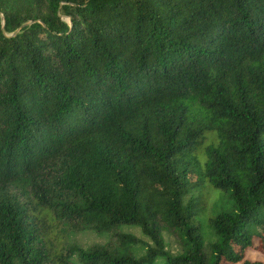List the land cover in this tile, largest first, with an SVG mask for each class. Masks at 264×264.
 <instances>
[{"label": "trees", "instance_id": "16d2710c", "mask_svg": "<svg viewBox=\"0 0 264 264\" xmlns=\"http://www.w3.org/2000/svg\"><path fill=\"white\" fill-rule=\"evenodd\" d=\"M0 264H264V0H0Z\"/></svg>", "mask_w": 264, "mask_h": 264}, {"label": "rangeland", "instance_id": "374dc122", "mask_svg": "<svg viewBox=\"0 0 264 264\" xmlns=\"http://www.w3.org/2000/svg\"><path fill=\"white\" fill-rule=\"evenodd\" d=\"M122 230L140 236V232L137 228H122ZM70 237L72 241L78 243L79 245L85 246V248L86 246H89L91 244L102 243L106 240L104 236H99L95 232L90 230H85L76 234H72L71 236H69V238ZM164 239L166 243L165 247L172 255L179 253V249L178 247H176L177 245L175 244L172 237L164 233ZM247 255L252 259L257 258L251 251L247 252Z\"/></svg>", "mask_w": 264, "mask_h": 264}, {"label": "water", "instance_id": "95a60500", "mask_svg": "<svg viewBox=\"0 0 264 264\" xmlns=\"http://www.w3.org/2000/svg\"><path fill=\"white\" fill-rule=\"evenodd\" d=\"M4 22V19L2 18V23ZM26 24H28V23H24V24H22L21 26H20V28L21 27H23V26H25ZM20 28H18L15 32H13L12 34H15Z\"/></svg>", "mask_w": 264, "mask_h": 264}]
</instances>
